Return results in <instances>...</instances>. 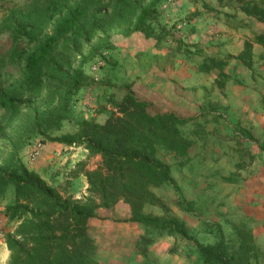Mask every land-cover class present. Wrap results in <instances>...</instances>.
I'll list each match as a JSON object with an SVG mask.
<instances>
[{"label": "rangeland", "instance_id": "obj_1", "mask_svg": "<svg viewBox=\"0 0 264 264\" xmlns=\"http://www.w3.org/2000/svg\"><path fill=\"white\" fill-rule=\"evenodd\" d=\"M25 1L0 0V54L30 48L2 28L6 11ZM149 24L152 36L110 29L112 46L83 65L91 82L74 93L59 129L26 132L23 114L0 138V165L19 160L63 198L82 203L86 175L101 157L50 139L75 133L83 120L104 124L115 112L110 99L121 100L129 84L157 111L198 117L184 128L195 141L190 159L164 154L172 183L153 189L159 201L144 213L177 219L203 244L221 233L242 240L255 250L251 264H264V0H163ZM21 68L9 65L4 84L18 82ZM14 203L10 184L0 197V264H8L6 238L19 225L7 215ZM129 217L120 200L88 222L96 264H203L189 241L121 221Z\"/></svg>", "mask_w": 264, "mask_h": 264}, {"label": "trees", "instance_id": "obj_2", "mask_svg": "<svg viewBox=\"0 0 264 264\" xmlns=\"http://www.w3.org/2000/svg\"><path fill=\"white\" fill-rule=\"evenodd\" d=\"M162 1L27 0L9 8L3 30L30 48L0 54V138L23 114L26 132L45 135L59 129L74 93L91 82L83 65L112 46L108 31L152 36L149 21ZM16 61L22 65L19 80L5 85L4 72ZM121 90V100L110 99L115 112L104 124L83 120L75 133L50 139L101 157L100 167L86 175L89 189L82 203L63 198L19 160L11 167L0 165V197L14 185L15 203L7 215L19 223L6 238L8 264H96L88 222L120 200L130 214L121 221L169 230L189 241L203 264H251L255 250L242 240L229 242L221 233L213 244H203L177 219L144 213L145 206L159 201L153 189L172 183L164 154L173 153L180 163L190 159L195 141L184 128L198 117L157 111L129 84Z\"/></svg>", "mask_w": 264, "mask_h": 264}]
</instances>
